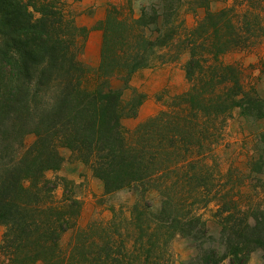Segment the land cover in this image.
Returning a JSON list of instances; mask_svg holds the SVG:
<instances>
[{"label": "rangeland", "instance_id": "obj_1", "mask_svg": "<svg viewBox=\"0 0 264 264\" xmlns=\"http://www.w3.org/2000/svg\"><path fill=\"white\" fill-rule=\"evenodd\" d=\"M66 1L64 11L85 31L80 59L92 73L103 66L105 85L124 91L127 109L139 104L137 115L122 124L130 151L148 165V190L107 191L92 167L61 148V168L46 171V205L67 215L66 229L36 257L31 248L19 257L0 251V264H231L217 194L240 193V207L264 209V121L238 107L222 110L228 90L219 81L226 76L199 70L236 64L247 87L264 98V0H213L210 8L196 0ZM221 10L227 15L219 18ZM213 22L222 43L209 36ZM245 22L250 32L241 33L245 41L236 47L231 25L240 31ZM191 58L197 72L190 78ZM192 109H201L197 119L188 116ZM168 198L185 203L178 207L185 220L164 218ZM193 213L204 223L189 228ZM5 230L0 225V244ZM247 264H264L263 251H253Z\"/></svg>", "mask_w": 264, "mask_h": 264}, {"label": "trees", "instance_id": "obj_2", "mask_svg": "<svg viewBox=\"0 0 264 264\" xmlns=\"http://www.w3.org/2000/svg\"><path fill=\"white\" fill-rule=\"evenodd\" d=\"M212 1L196 4L210 8ZM66 5V0H0V225L6 227L0 251L9 250L16 257L30 248L36 257L43 243L56 244L66 229L67 215L46 205L51 182L46 171L61 168L65 160L61 148L92 167L107 191L129 186L143 195L148 190L144 188L148 165L130 151L122 124L124 117L137 115L139 104L127 109L124 91L105 85L103 66L92 73L80 59L85 31L64 11ZM218 13L219 18L227 15L226 10ZM217 24L212 23L209 36L222 43L225 37ZM231 26L232 43L238 47L245 41L241 33L250 32L251 24L245 22L241 32ZM107 36L105 31L104 44ZM192 59L187 64L190 78L197 72ZM145 65L135 63L133 68ZM126 72L125 81L132 70ZM199 72L226 76L219 81L228 90L229 103L219 106L222 110L238 107L264 121V98L255 87H247L236 64L221 61L214 68L201 66ZM198 110L188 116L197 119ZM28 136L34 137L29 143ZM256 164L258 171L261 165ZM238 196L218 193L217 212L231 264H247L257 249L264 256V209H244ZM179 205L165 199L161 214L182 222L187 216L179 212ZM188 219L189 224L203 222L197 213ZM199 233L206 235V228Z\"/></svg>", "mask_w": 264, "mask_h": 264}]
</instances>
